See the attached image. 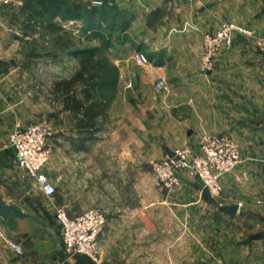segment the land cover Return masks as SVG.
Masks as SVG:
<instances>
[{
	"label": "crops",
	"instance_id": "0c3cea01",
	"mask_svg": "<svg viewBox=\"0 0 264 264\" xmlns=\"http://www.w3.org/2000/svg\"><path fill=\"white\" fill-rule=\"evenodd\" d=\"M115 1L129 21L143 26V34L134 38L131 46L154 47L149 55L160 63L155 71L168 76L169 91L158 94L155 89L138 86L118 89L119 109L97 113L89 135L79 127L81 115L65 109L56 94L60 101L54 118L60 122L54 129L53 144L60 175L55 180L66 181L62 164L69 161L73 167L70 176H75L71 189L90 192L95 181L108 187L111 166L122 174L129 166L141 170L144 161L162 159L176 147L196 151L203 133L227 134L238 147L240 163L222 177L219 198H211L197 179L181 174V186L171 198L117 201L114 206L124 208V214L108 215L99 249L101 254H141L146 247L157 248L159 230L169 231L181 224L184 235L188 225L197 222L204 229L210 227L207 234L213 239V245L206 247V232L199 237L205 244L201 245L199 264H264V52L257 49L253 38L235 35L231 47L215 57L212 71L203 74L199 68L202 35L215 30L221 21L237 23L255 35L264 34V0ZM8 2L13 6L20 1ZM58 21L43 22L42 29H59ZM6 30L0 24V194L10 204L2 194V184L15 181L23 171L5 145L15 124L28 120L24 113L36 109L27 97L29 74L21 69L30 62L29 56L12 53L19 50V39L15 32L8 36ZM71 76L54 78L59 81ZM126 77L132 76L127 72ZM144 95L148 98L143 99ZM65 117L71 120L69 127ZM113 120L117 126L110 127ZM143 206L152 207L149 214H140ZM31 222L36 221L28 214L22 219L0 218L4 236L0 239V264L57 263L63 251L57 250L60 243L46 242L43 247V237L36 236ZM139 237L146 242L139 243ZM70 260L68 264L91 263L88 259Z\"/></svg>",
	"mask_w": 264,
	"mask_h": 264
},
{
	"label": "rangeland",
	"instance_id": "374dc122",
	"mask_svg": "<svg viewBox=\"0 0 264 264\" xmlns=\"http://www.w3.org/2000/svg\"><path fill=\"white\" fill-rule=\"evenodd\" d=\"M19 1L18 5L12 6L8 0H0V24L4 25L7 29L8 36L9 34L12 35V32H15V36L19 39V50L12 53L27 55L30 59V62L27 65L23 64L24 67L21 69L29 74L27 79L29 78L30 84L28 85L29 94L27 97L36 110L24 113V116H27L28 120H25L26 122L23 126L31 122L44 121L52 134V154L47 164L43 167L42 172L45 175L48 173L51 175L49 178L55 186V193L51 196H45L36 187L35 181L22 169L23 172L15 181H11L9 184H4L3 182L2 194L8 203L17 205L19 209L30 215L33 221H36L31 222V224L34 226L33 230L37 233L36 236L39 238L41 236L43 237V239H40L43 247H45L46 242L53 243L55 241L56 244L58 242L60 243L58 245L59 249L57 250L62 249L63 251H61L62 256L59 255L60 258L56 264H68L70 259V261H74L77 258L88 259L90 261L91 259L83 255L68 256L66 254L55 218V210L57 207H63L70 217L76 216L77 213L87 209H98L107 218L112 213L116 215L124 214V208L114 206L117 201L143 200L153 202L158 199L171 198L172 193L179 190L181 183L178 188L170 192L155 188L150 175V165L154 160L149 163L144 161L145 163H142L141 170L137 167L129 166L125 169L124 174L118 173L116 168L111 166L109 169L110 174L107 176L108 187L105 183L102 185L101 182L98 183L95 181V189L90 192L84 190L77 191L76 187L73 190L71 189L72 184L75 182V176L73 174L70 176L73 167H71L69 161H63L62 166L67 173V178L63 183L57 182L55 178L60 175L59 168L56 166L59 158H57L54 152L53 137L54 129L58 127V123L60 122L59 119L55 120L54 118L57 117L59 111L57 103L60 99L51 91L53 84L58 81L54 77L60 75L68 76L70 74L74 76L80 73L81 78L72 86L73 92L83 104L92 101L98 103L99 113L103 109L109 110L112 107H114V111L119 109L117 99L119 97L118 89L120 88L129 90L135 86L142 88L150 87L151 89H155L158 94L163 93L156 88V84L161 78H164L168 83V76L165 73L158 74L155 71V66H159L160 63L157 60H152L149 55L154 50L153 46L144 49L131 46L134 38L142 35L144 32L142 31L143 26L141 23H134L133 20H130L127 28L121 30L120 28L111 29L106 23L96 22L92 30L88 29L87 31H83L80 28L82 26L81 22H63L59 19L58 22L60 23L58 24H61L62 27L56 30L51 27L49 30H44L41 24L43 22L47 23L46 18L44 20L32 19L28 21L30 10L25 7L26 1ZM77 3L79 5L87 4L98 8L104 4L108 6L112 4L117 5L114 0H77ZM21 6H23V10L20 9ZM221 22L231 21L223 20ZM252 34L253 36H260L255 35L253 32ZM235 35L244 36L241 34H233L232 39ZM245 37L252 38L251 36ZM2 39H5V36ZM15 45L17 46V44ZM229 48L222 49L217 55ZM78 50H90L91 53L88 54V57L85 55H77L75 51ZM139 54L144 57V64H139L136 61V57ZM166 70V72L169 71V65ZM127 72L135 79L132 77L127 78ZM146 98H148V95L143 96V99ZM114 121L116 120L111 121L108 125L110 127L113 125L117 126V121L112 124ZM70 122L69 117H65L64 123L66 126L69 127ZM189 149L192 150L191 148ZM149 209H152V207H141L142 211L140 214H149ZM126 213L130 212L127 211ZM162 214L166 213L162 212ZM143 225L148 226V223H143ZM178 225L169 229L170 235L169 231H158L157 248L150 249L146 247L142 250L141 254H128L126 256L107 253L101 254L99 249L101 245L100 235L97 242L98 264H107V262L109 264H125V260L128 261L126 264L201 263L203 256L199 252H201V245L205 247V244L203 242L201 244L199 237L203 236V233L206 232V238L208 239L205 242L206 247H211L213 245L212 235L207 234L210 227L205 226L204 229L202 227L203 225L193 222L188 225L189 230L183 235L181 232L182 225ZM163 227L167 228V225L164 224ZM104 229L102 232H104ZM164 234H167L168 237L161 238ZM142 241V238L139 237V243ZM116 245L115 242V246H113L115 249ZM182 249L186 252L185 254H183ZM169 250H171V253H169ZM206 259L212 261V258L209 260L208 255ZM93 263L97 264L95 262Z\"/></svg>",
	"mask_w": 264,
	"mask_h": 264
},
{
	"label": "built area",
	"instance_id": "2783aa9c",
	"mask_svg": "<svg viewBox=\"0 0 264 264\" xmlns=\"http://www.w3.org/2000/svg\"><path fill=\"white\" fill-rule=\"evenodd\" d=\"M233 34L251 36L256 47L264 51V34L253 36L246 27L233 22H221L215 31L202 36L199 68L203 74L212 71L218 52L231 46ZM136 61L145 63L140 54ZM156 88L160 92L169 91L164 78L158 81ZM5 147L12 149L18 166L35 181L36 187L45 196L55 193L53 182L42 172L52 154V134L46 122L36 121L24 126L15 124ZM239 163L238 147L229 135L203 133L196 151L184 147L173 149L171 156L151 163L150 175L155 188L170 192L180 186L181 174H187L197 179L211 198H219L222 194V177L233 171ZM262 164L264 167V160ZM55 218L66 254L83 255L98 264L97 242L106 225L105 215L98 209H87L70 217L63 207H57ZM0 239H4L1 230Z\"/></svg>",
	"mask_w": 264,
	"mask_h": 264
},
{
	"label": "trees",
	"instance_id": "16d2710c",
	"mask_svg": "<svg viewBox=\"0 0 264 264\" xmlns=\"http://www.w3.org/2000/svg\"><path fill=\"white\" fill-rule=\"evenodd\" d=\"M25 7L30 12L29 20L39 19L52 22L59 18L60 21H79L82 23L81 30H92L95 23H106L109 28L125 29L129 23L128 18L115 4L110 6L104 4L98 8L87 4L79 5L77 0H25ZM77 55L88 57L89 51H75ZM81 78V74H76L67 80H60L53 84L51 91L62 98L65 109L75 114L81 115L79 127L84 134L89 135L94 127L95 118L98 113L99 104L92 101L87 105L78 100L73 92V84ZM90 264L93 262L90 260ZM94 264V263H93Z\"/></svg>",
	"mask_w": 264,
	"mask_h": 264
},
{
	"label": "water",
	"instance_id": "95a60500",
	"mask_svg": "<svg viewBox=\"0 0 264 264\" xmlns=\"http://www.w3.org/2000/svg\"><path fill=\"white\" fill-rule=\"evenodd\" d=\"M172 155V152L169 154ZM228 210L231 212L235 210V208H228ZM27 217V214H25L21 209L7 204L0 194V218L4 221L13 220V219H22Z\"/></svg>",
	"mask_w": 264,
	"mask_h": 264
}]
</instances>
